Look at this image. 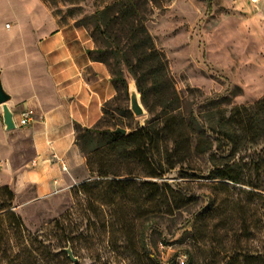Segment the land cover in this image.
Wrapping results in <instances>:
<instances>
[{"label":"rangeland","instance_id":"374dc122","mask_svg":"<svg viewBox=\"0 0 264 264\" xmlns=\"http://www.w3.org/2000/svg\"><path fill=\"white\" fill-rule=\"evenodd\" d=\"M116 1L0 0V53L6 51L9 41L25 36L31 23H47L50 28L51 22H72L88 30L98 48L105 50L100 56L106 58L111 71L120 69L126 79L117 96L105 105L101 129L91 134L78 133L83 162L70 172L63 165L66 183L32 187L18 198L8 187L13 194L10 210L21 219L27 232L44 239L52 251L63 252L70 263L73 261L64 251L68 246L77 264H264V220L255 217L245 221L249 224L245 230L237 215L229 214L225 219V213H213L216 195L226 193L214 185L230 184L210 178L209 154L194 150L200 137L198 129L194 132L189 126L192 148L171 168L158 171V176L146 175L136 162L134 173L138 174L134 176L101 177L95 172L110 165L115 169L116 162L110 161L107 153L115 143L110 132L120 127L126 131L121 134L124 136L163 113L149 79L139 93L133 76L118 62L99 32L105 26L108 33L122 39L125 24L119 20L105 24L120 7ZM138 3L145 9L147 18L143 22L147 31L165 56L187 124L194 115L208 126L209 112L222 110L228 116L232 107L253 104L264 96V0ZM7 23L10 28L5 27ZM120 44L134 62V50L124 39ZM132 87L137 91L142 115L130 109ZM12 132L20 133V128ZM201 134L209 137L212 147L217 145L212 131L202 130ZM23 143L28 145V140L23 138ZM230 146L226 141L220 143L223 156L230 152ZM263 146V139L256 144L240 142L235 159L247 164L255 162ZM93 180L99 181L93 191L99 192L100 201L79 189L81 183ZM239 187L246 189L244 185ZM123 194L128 196L127 204L110 202L113 197L117 202ZM169 202L171 210H167ZM125 239H129L128 245ZM9 240L7 249L17 251L20 247L16 237L11 234ZM5 246H0V253ZM187 252L192 254V260Z\"/></svg>","mask_w":264,"mask_h":264},{"label":"trees","instance_id":"16d2710c","mask_svg":"<svg viewBox=\"0 0 264 264\" xmlns=\"http://www.w3.org/2000/svg\"><path fill=\"white\" fill-rule=\"evenodd\" d=\"M115 4L120 7L116 11V15L106 20L105 24L108 25L112 21L119 20L121 24L126 25L122 39L134 50V62L128 59L123 52V46L120 44L122 39L108 33L105 26L100 28L99 32L111 46L107 47L117 55L118 62H121L127 72L133 76L139 93L144 91L143 85L149 79L150 87L159 96V104L163 113L162 116L148 120L146 126L124 136L115 134L113 131L110 132L115 143L109 147L107 153L110 161L116 162L115 169H111L112 165H110L107 168L97 169L95 172L101 177L108 175L134 176V174H138L134 173L137 168L134 165L136 162L145 169L146 175L158 176V171L165 167L171 168L177 159L182 160L185 154L190 151L192 145L188 128L192 126L193 131L197 132L198 129V135L200 134L194 144L195 152L209 154L212 165L210 178L225 180L230 184L218 183L214 185V187H222L226 193L223 196L216 195L215 198L218 202L213 213L216 215L225 213V219L227 215L229 217V214L237 215L238 221H241L245 230L249 228V224L244 223L245 221H250L255 217L258 220H264V146L255 162L247 164L235 159L240 142L256 144L259 139L264 140V96L253 104L232 107L228 116H225L222 110L209 112L207 114L208 126L198 121L197 116L194 115L191 116L192 121L187 124L180 110L181 99L168 75L165 56L162 51L156 48L153 38L144 25L143 21L147 18L145 9L141 7L138 0H117ZM96 17L98 18V16ZM99 24L100 21H98V26ZM104 52L105 50L97 48L93 57L109 67L106 58L100 56ZM113 70L112 72L110 69L118 93L119 87L125 85L126 79L120 69ZM206 129L216 135L214 140L218 142L215 147H212L209 137L201 134L202 130L206 132ZM97 130L100 129H79L77 135L80 132L96 133ZM222 141L231 144L230 152L225 156L220 152ZM109 183L113 184V181ZM98 184L99 181L96 180L86 181L79 185V189L87 197L100 201L99 192L93 191ZM151 185L159 187L156 182H151ZM240 185H244L246 189L240 188ZM12 197L13 194L7 186L0 187V212L3 211L0 214V246L3 243L6 245L0 253V264H77V261L70 263L63 252L52 251L44 239L32 236L26 231L21 219L10 210ZM115 198L113 197L110 202H121V204L128 202L126 200L128 196L124 194L117 198V202ZM171 208L172 203L169 202L167 210H171ZM11 234L16 237L20 247L17 251L7 249ZM127 240H123V242L128 245ZM109 245L113 244L109 243ZM187 254L188 259L192 260V254L190 252Z\"/></svg>","mask_w":264,"mask_h":264},{"label":"crops","instance_id":"0c3cea01","mask_svg":"<svg viewBox=\"0 0 264 264\" xmlns=\"http://www.w3.org/2000/svg\"><path fill=\"white\" fill-rule=\"evenodd\" d=\"M51 24H29L28 33L0 53V80L14 121L23 107L34 113L17 127L20 133H11L0 105V187L17 198L32 187L66 183L63 165L70 172L83 162L77 131L101 129L105 105L117 95L109 67L93 57L98 46L88 30Z\"/></svg>","mask_w":264,"mask_h":264},{"label":"water","instance_id":"95a60500","mask_svg":"<svg viewBox=\"0 0 264 264\" xmlns=\"http://www.w3.org/2000/svg\"><path fill=\"white\" fill-rule=\"evenodd\" d=\"M8 100H9V95L4 91L2 84H1V80H0V105L2 107L3 124H4L5 129L7 131H11V130L16 128V125H15V121L13 118V114L6 105V102ZM129 105H130L131 111L135 115H142L143 114V109H142L141 104L139 102L137 91L134 90V88L130 91ZM113 132L118 133V134H125L126 133L125 129L120 128V127H117L116 129H114ZM64 251L67 253L68 258L71 261L74 262L77 260V258L73 255V252L69 246L66 247L64 249Z\"/></svg>","mask_w":264,"mask_h":264},{"label":"built area","instance_id":"2783aa9c","mask_svg":"<svg viewBox=\"0 0 264 264\" xmlns=\"http://www.w3.org/2000/svg\"><path fill=\"white\" fill-rule=\"evenodd\" d=\"M251 3H259L262 0H249ZM6 27H9V24H6ZM33 110L29 107H23L19 112V117L15 121L16 127H21L27 125L33 119Z\"/></svg>","mask_w":264,"mask_h":264},{"label":"bare ground","instance_id":"6f19581e","mask_svg":"<svg viewBox=\"0 0 264 264\" xmlns=\"http://www.w3.org/2000/svg\"><path fill=\"white\" fill-rule=\"evenodd\" d=\"M5 27H6V25H5Z\"/></svg>","mask_w":264,"mask_h":264}]
</instances>
